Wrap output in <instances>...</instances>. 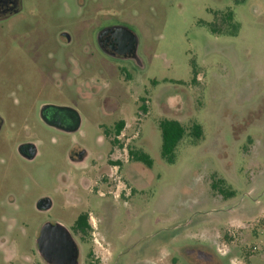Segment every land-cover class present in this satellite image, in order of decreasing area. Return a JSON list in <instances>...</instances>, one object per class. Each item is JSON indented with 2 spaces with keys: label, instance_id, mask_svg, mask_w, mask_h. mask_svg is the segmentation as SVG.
I'll return each mask as SVG.
<instances>
[{
  "label": "rangeland",
  "instance_id": "374dc122",
  "mask_svg": "<svg viewBox=\"0 0 264 264\" xmlns=\"http://www.w3.org/2000/svg\"><path fill=\"white\" fill-rule=\"evenodd\" d=\"M21 3L0 21V264L9 255L33 264L24 257L40 226L69 230L85 212L90 232L74 235L80 264H264V0ZM227 10L238 34L214 35L209 24ZM114 28L135 35V57L100 49ZM46 106L77 114L79 128L50 126ZM162 119L204 130L198 143L188 130L173 164L162 157ZM22 145L36 158H23ZM131 148L153 166L131 161ZM111 150L108 207L82 188L81 201H67ZM215 176L235 197L212 190Z\"/></svg>",
  "mask_w": 264,
  "mask_h": 264
},
{
  "label": "flooded vegetation",
  "instance_id": "af4514ba",
  "mask_svg": "<svg viewBox=\"0 0 264 264\" xmlns=\"http://www.w3.org/2000/svg\"><path fill=\"white\" fill-rule=\"evenodd\" d=\"M21 11H22L21 0H0V21H6L16 15H19ZM103 40L104 42L106 41V43L103 46L104 49L101 48L100 45L99 47L108 56L115 57V58L129 57V56L118 54L117 50H119V45L117 44L116 42L117 39L115 37H112L111 35H109L105 37ZM41 114H42L43 119L50 126H53L61 130H66L68 128L77 129L79 128V125H80V119L77 114L68 113L67 111H64L62 109H55L51 106H46L42 109ZM122 122L125 123V121H122ZM0 128H1V118H0ZM123 130L121 131V133L123 132ZM115 133L117 137L121 135V133L117 134L116 127H115ZM104 134H105V137L107 138L108 135L111 134V130L104 129ZM20 154L23 158L27 160H33L38 155V152L35 146L33 145H22L20 148ZM128 155H129V151H128ZM109 156H112V150L106 156L105 162L103 164L93 163V165H91L93 172L91 173L90 177L88 178L82 177L78 181V186L73 185V187H71V193L65 196L67 201L68 200H73V201L78 200V202L81 201V198L77 196L78 194L76 193L75 188L77 190L78 188H82L83 192H88L90 195H93L94 197H96L98 201H100L99 204L101 206H106V208L108 207L109 202L107 201L109 200V197H110L109 194L112 193V191H109V189H112L115 186L113 184V177L111 174L112 166H111V162L109 161ZM87 157H88L87 152L81 149L71 156V160L78 165H82V164H85ZM50 208H51V203L49 202L48 199H42L41 201H39L38 209L40 212H47L49 211ZM83 215H86L87 222L89 224L90 213L85 212V213L79 214V216L75 220L74 226L69 229V232L71 233V236L73 237L74 240H75L74 238L75 233L80 234L81 236L84 235L82 231L79 230L80 218ZM56 224H59V223H52V225H56ZM42 226L43 225L40 226V229L36 233L35 251L33 252L32 255H28L24 257V261H26V263H30L33 261V264H52L49 257H46L39 252V246H38L37 240L40 236ZM0 241L4 243L2 246L4 248L8 241L5 238L0 239ZM17 261H18L17 258H13V256L9 255V257H7L5 261V264H17Z\"/></svg>",
  "mask_w": 264,
  "mask_h": 264
},
{
  "label": "trees",
  "instance_id": "16d2710c",
  "mask_svg": "<svg viewBox=\"0 0 264 264\" xmlns=\"http://www.w3.org/2000/svg\"><path fill=\"white\" fill-rule=\"evenodd\" d=\"M239 1V0H235ZM210 31L214 35H230L236 36L239 32V25L234 22V13L231 10L225 12L215 13V22L209 24ZM193 74L194 82H197L198 73L193 64ZM157 84V82H154ZM144 112L147 113V107L143 106ZM125 123L119 122L116 125V132L120 134L124 129ZM159 128L162 134V157L169 163L173 164L176 161V149L179 142L185 137L189 130V135L193 139V143H198L204 137L203 127L199 124H192L189 127H185L182 123L176 120L162 119L159 122ZM129 157L131 161L142 163L146 167L151 168L153 166V160L145 152L131 148L129 149ZM212 190L224 199H231L235 197L236 192L229 187L226 182L222 179H218L215 176L211 182ZM90 225L87 222L86 215L80 218L79 230L82 231L84 235H88L90 232ZM92 254H90L91 257ZM90 264H93L92 262Z\"/></svg>",
  "mask_w": 264,
  "mask_h": 264
},
{
  "label": "water",
  "instance_id": "95a60500",
  "mask_svg": "<svg viewBox=\"0 0 264 264\" xmlns=\"http://www.w3.org/2000/svg\"><path fill=\"white\" fill-rule=\"evenodd\" d=\"M111 35L117 39L118 54L135 57L138 40L133 33L123 28L106 29L98 37V43L104 49V38ZM119 38V39H118ZM39 252L49 257L52 264H79V247L69 230L61 224H45L37 240Z\"/></svg>",
  "mask_w": 264,
  "mask_h": 264
}]
</instances>
